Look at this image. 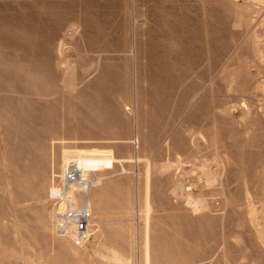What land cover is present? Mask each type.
<instances>
[{
    "label": "rangeland",
    "instance_id": "1",
    "mask_svg": "<svg viewBox=\"0 0 264 264\" xmlns=\"http://www.w3.org/2000/svg\"><path fill=\"white\" fill-rule=\"evenodd\" d=\"M74 152L100 177L79 248L49 197ZM0 264H264V0H0Z\"/></svg>",
    "mask_w": 264,
    "mask_h": 264
},
{
    "label": "bare ground",
    "instance_id": "2",
    "mask_svg": "<svg viewBox=\"0 0 264 264\" xmlns=\"http://www.w3.org/2000/svg\"><path fill=\"white\" fill-rule=\"evenodd\" d=\"M25 3V2H24ZM22 4V3H21ZM23 5V4H22ZM27 7V6H26ZM63 9V8H62ZM61 11V10H60ZM28 13V12H27ZM62 14V13H61ZM57 15V14H56ZM55 15V16H56ZM68 15V14H66ZM178 15V14H177ZM30 16V15H27ZM59 16V15H58ZM63 16V15H60ZM180 19V18H177ZM31 20V19H30ZM60 20V17L59 19ZM54 23V21H53ZM56 23H57V18H56ZM26 25V24H25ZM57 25V24H55ZM26 27V26H25ZM58 27V26H56ZM177 24L173 26V30H178ZM50 29V28H49ZM54 31V30H53ZM150 32V30H148ZM148 32V33H149ZM176 32V31H174ZM178 32V31H177ZM210 34V33H208ZM181 36V34H180ZM213 36V35H212ZM215 36V35H214ZM220 36V35H219ZM216 37V36H215ZM209 39V38H208ZM207 39V40H208ZM216 39V38H214ZM209 42V41H208ZM214 43V42H213ZM217 43V42H216ZM222 43V42H220ZM61 44V42H60ZM181 44V42H180ZM179 44V45H180ZM212 44V43H211ZM222 45V44H221ZM156 46V45H155ZM217 46V45H216ZM181 50L179 49L178 51H175L174 54H172L171 59L174 62V65L178 66L179 68H177L176 72H170L167 70V68L165 69L164 67L162 69H157L154 71H150V74L147 78H151L152 82L153 80L156 82H151L152 85H150V89L148 91V93L146 94L149 98V100L156 102L158 105L163 106L165 105V101L167 98H169L170 94L176 90V88H179V84L181 82H183L186 78H187V74L189 73V70L194 69L195 67L198 66V64L202 61V56H201V51L200 48L201 46L196 44L194 41H192V43L190 42H185L182 43V46L180 47ZM219 48V47H218ZM221 48V47H220ZM153 49V48H152ZM207 49V48H206ZM212 49V48H211ZM209 50V49H208ZM207 50V52H208ZM220 50V49H219ZM213 52V51H212ZM217 52V51H216ZM203 53V52H202ZM206 53V52H205ZM212 54V53H211ZM214 55V54H213ZM207 58V57H206ZM209 59V58H208ZM169 64V62L164 63V65ZM171 64V63H170ZM163 65V64H162ZM159 67V66H158ZM170 69V68H169ZM141 74V73H140ZM142 80V79H141ZM143 85V84H142ZM148 86V85H147ZM190 84H186L184 85L181 90L179 91L180 93V97L182 98H186L189 93H190ZM147 90V89H146ZM145 91V90H144ZM174 95V94H173ZM155 97V98H154ZM173 97V96H172ZM173 100V99H172ZM168 103V102H167ZM176 103V102H175ZM179 104V103H178ZM179 108V107H178ZM176 109V108H175ZM194 115V114H192ZM188 116V114H187ZM191 116V114L189 115ZM189 120V119H188ZM69 161H74L78 164V166L83 170L84 173L90 174L92 175V185L98 182V180L100 179V177L95 176V174L91 171H89V169H93V167H91L90 164H88L87 162L84 161L83 156L79 155L78 153H67L65 155H62L61 157V162H60V172L63 174V170L64 167L66 165L67 162ZM100 168V167H99ZM200 170V169H199ZM202 170V168H201ZM203 172V171H202ZM209 173V172H208ZM61 174V176H62ZM208 178V177H206ZM61 179V177H60ZM207 180V179H206ZM60 181V180H59ZM209 181V180H208ZM50 199L52 197V194L49 195ZM88 202L90 204L91 207V188L89 189L88 192ZM201 200L193 198L192 195H188L186 197V203H188L192 210L196 211L198 209H200L201 207L204 206V202L202 201V198L200 197ZM54 206V204H53ZM54 210H55V206H54ZM92 211V208H91ZM53 219H54V212H53ZM94 226V228H93ZM97 226H98V221L94 218L93 214H92V222H91V226L88 230V238L85 241V243L88 241L90 235L92 233H95L97 230ZM93 229V230H92ZM54 231L56 234H58L59 236H63L61 234H59L56 230H55V224H54ZM65 237V236H63ZM69 240L68 237H65ZM70 241V240H69ZM71 242V241H70ZM84 243V244H85ZM72 244V242H71ZM83 244V245H84ZM74 245V244H72ZM81 245V246H83ZM75 247H81V246H76ZM72 252H74L75 254H77V248H73L70 247L69 248Z\"/></svg>",
    "mask_w": 264,
    "mask_h": 264
},
{
    "label": "built area",
    "instance_id": "3",
    "mask_svg": "<svg viewBox=\"0 0 264 264\" xmlns=\"http://www.w3.org/2000/svg\"><path fill=\"white\" fill-rule=\"evenodd\" d=\"M92 180V175L84 173L76 162L69 161L51 197L55 206V230L76 246L85 243L92 222L87 197Z\"/></svg>",
    "mask_w": 264,
    "mask_h": 264
}]
</instances>
